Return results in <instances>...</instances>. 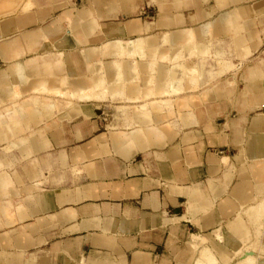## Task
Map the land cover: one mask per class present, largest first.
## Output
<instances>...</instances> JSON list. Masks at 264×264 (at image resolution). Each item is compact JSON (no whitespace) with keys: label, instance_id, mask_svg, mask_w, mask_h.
Masks as SVG:
<instances>
[{"label":"crops","instance_id":"obj_1","mask_svg":"<svg viewBox=\"0 0 264 264\" xmlns=\"http://www.w3.org/2000/svg\"><path fill=\"white\" fill-rule=\"evenodd\" d=\"M8 1L0 264L232 263L264 215V62L201 55L238 34L264 61V0Z\"/></svg>","mask_w":264,"mask_h":264},{"label":"rangeland","instance_id":"obj_2","mask_svg":"<svg viewBox=\"0 0 264 264\" xmlns=\"http://www.w3.org/2000/svg\"><path fill=\"white\" fill-rule=\"evenodd\" d=\"M236 33H238V32H236ZM238 36H239L238 34H236L234 36L235 40L232 44L225 45L222 43V44L215 45V46H209L208 54L201 55L202 61H203L202 66H201V70L203 71L205 69V67H209L211 69H217L218 67H221V61L220 60H222L228 64L229 71L234 70V69H242V68H246V67L256 66L258 63H260V64L263 63L264 61L261 60L262 59L261 57L258 59H253L252 57L248 58V59L247 58H244V59L240 58V52L243 50L241 46L244 42L242 41L243 43H239V44L236 43L235 41H237ZM244 44H246V42ZM215 50L220 51L221 56H217V57L214 56ZM191 56L194 57L195 53H192ZM174 57H176V56H174ZM218 57L220 58V60ZM191 62L192 61H190V60H182L180 63V67H177V69L183 70L184 75H185L184 77L186 79H188L191 83H194L199 78V70L195 69L194 71H188L186 69H182V67L191 66L192 65ZM190 73H191V76H189ZM23 103H25V104L27 103V104L32 106V105H35V100L30 99L29 101L23 102ZM5 106L6 105L0 104V115H2L3 112L5 113V115H7V114L10 115V118H9L10 122L6 126L7 129H5V132L6 133L10 132L9 134L13 135V133L16 132L20 126L19 123L16 122V120H15L16 118L15 119L13 118V117H17V115H18L17 110H18L19 106L17 105V101L16 102L15 101L10 102L9 105L6 108H4ZM22 127H23V125H22ZM0 128H2L1 125H0ZM21 130H22V128H21ZM18 135H16V134L13 135L14 138H11L9 141L11 143L12 142L17 143ZM7 142L8 141L5 142V144H6L5 146H7ZM1 146H2V142H0V148H1ZM11 146H9V147H11ZM11 149H17V148L11 147ZM1 167L2 166H0V169H1ZM2 169H3V167H2ZM15 173L16 172H14V174L11 176L12 178H13V176L16 175ZM250 224L254 228L253 229L251 227L252 232L255 230L254 231L255 234H252L250 236V240H248V239H246L245 241L241 240L243 245L241 246V249H239V251H237L235 253L234 260L230 264H264V215L261 218V223H259V221H251ZM248 241L251 242V245L248 247L244 246V244L245 245L248 244V243H245ZM256 254L259 255L258 259H256V256H257Z\"/></svg>","mask_w":264,"mask_h":264},{"label":"bare ground","instance_id":"obj_3","mask_svg":"<svg viewBox=\"0 0 264 264\" xmlns=\"http://www.w3.org/2000/svg\"><path fill=\"white\" fill-rule=\"evenodd\" d=\"M10 1V0H9ZM8 1V2H9ZM7 3V2H6ZM5 8V7H4ZM11 8H12V6H11ZM165 37V36H164ZM167 37V36H166ZM167 39V38H166ZM141 41V40H140ZM131 42H133V41H131ZM125 44V43H124ZM131 45H133V47H134V51L136 52V51H139L140 49H141V45H143V44H140V42L139 41H136V42H134V43H131ZM116 47V46H115ZM132 48V47H131ZM184 48V47H183ZM190 48V47H189ZM133 49V48H132ZM143 50V49H142ZM142 50H140V51H142ZM177 50L178 49H176V52H177ZM180 50V49H179ZM119 51V50H118ZM123 51V50H122ZM132 51V50H131ZM188 51V50H187ZM120 52H121V50H120ZM124 52V51H123ZM174 52V51H173ZM201 52V51H200ZM122 53V52H121ZM134 53V52H133ZM140 53V52H139ZM139 53H137V54H139ZM134 54H136V53H134ZM140 54H142V53H140ZM178 55V54H177ZM132 56V55H131ZM173 56H176V55H173ZM177 57V56H176ZM172 60H174V58L173 59H171V61ZM176 66V65H175ZM189 73V72H188ZM174 74V73H173ZM171 75V74H170ZM189 76H191V73H190V75ZM186 79V78H185ZM193 79V78H192ZM186 80H188V79H186ZM185 80V81H186ZM168 82H169V80H168ZM173 82V81H172ZM186 82H188V81H186ZM170 83V82H169ZM179 83V82H178ZM185 85H187V84H185ZM176 89V88H175ZM178 90V89H177ZM177 90H175V91H177ZM111 91V90H110ZM166 92V91H165ZM93 94V93H92ZM91 94V96H93ZM111 94H112V92H111ZM11 96V95H10ZM89 96V95H88ZM12 97V96H11ZM10 98V97H9ZM84 98V97H83ZM89 98V97H88ZM29 114V113H28ZM27 114V115H28ZM29 118V117H28ZM33 119V118H32ZM33 121V120H32ZM14 145V144H13ZM15 147V146H14ZM264 209V208H263ZM262 218V217H261ZM260 226V225H259ZM258 228V227H257ZM258 233V232H257ZM258 236V235H257ZM256 237V236H255ZM258 238V237H257ZM200 256H201V253H200ZM199 258H201V257H199ZM197 260V259H196ZM200 261H201V259H199ZM199 260H198V262L197 263H201V262H199ZM202 260L205 262V263H207V264H214L215 262H214V259H213V256H212V254L209 252V251H205L204 250V252L202 251ZM204 262H202L203 264H204ZM196 263V264H197Z\"/></svg>","mask_w":264,"mask_h":264},{"label":"built area","instance_id":"obj_4","mask_svg":"<svg viewBox=\"0 0 264 264\" xmlns=\"http://www.w3.org/2000/svg\"><path fill=\"white\" fill-rule=\"evenodd\" d=\"M101 116H102V122L105 123L107 115H105L104 112H101Z\"/></svg>","mask_w":264,"mask_h":264}]
</instances>
